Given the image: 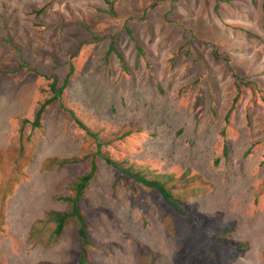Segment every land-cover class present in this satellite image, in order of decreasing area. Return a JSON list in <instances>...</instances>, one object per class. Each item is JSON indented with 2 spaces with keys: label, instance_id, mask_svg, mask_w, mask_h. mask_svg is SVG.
Listing matches in <instances>:
<instances>
[{
  "label": "rangeland",
  "instance_id": "rangeland-1",
  "mask_svg": "<svg viewBox=\"0 0 264 264\" xmlns=\"http://www.w3.org/2000/svg\"><path fill=\"white\" fill-rule=\"evenodd\" d=\"M104 6L0 0V66L14 70L0 76V264H78L80 256L94 264H264V0H116L117 18ZM110 36L124 65L107 55ZM70 64L67 105L107 137L132 128L103 149L160 173L197 175L186 199L245 244L236 255L209 245L157 193L133 189L99 157L83 210L103 247L82 255L72 220L52 236L47 214L66 211L58 196L87 161L44 170L42 160L94 145L58 103L39 128L20 127ZM241 76L256 83L232 105Z\"/></svg>",
  "mask_w": 264,
  "mask_h": 264
},
{
  "label": "trees",
  "instance_id": "trees-1",
  "mask_svg": "<svg viewBox=\"0 0 264 264\" xmlns=\"http://www.w3.org/2000/svg\"><path fill=\"white\" fill-rule=\"evenodd\" d=\"M116 0H103L104 7L101 9L102 12L106 13L110 18H117L119 13L115 6ZM44 7H40L36 10L37 13H41ZM126 33L128 36L133 38L131 30L127 27ZM139 51H142L140 47L136 44ZM113 53L118 62L124 65L123 55L118 50L114 44L113 36H110L109 46L107 50V55ZM18 67H26L29 70L35 71V68L27 64L26 61L20 60ZM14 70L0 66V76L4 74H10ZM73 72L72 64L69 65V70L65 75L63 83L58 85L57 79L53 77L48 83V88L50 91V96L43 98L37 103L34 109V114L32 120L23 119L21 122V127L29 123L31 128H39L41 126L43 115L46 109L54 103H58L59 107L65 111L68 117L73 121V123L83 131L84 141L89 142L94 145V149L91 152H85L76 156L62 157V156H48L43 158L41 163V169H51L54 167H59L63 165H68L72 163H78L80 161H87V169L83 172L76 174L70 182L69 191L67 194L58 196V199L67 203L66 211H50L47 214L49 221L53 223L52 236L58 238L64 231L70 220L76 223V233L80 238L81 253L87 248H101L102 243L94 241L88 234V220L84 215L83 204H86L87 198L85 197V190L88 187L90 181L96 174V162L95 157L102 159L107 165L114 169V174L117 179L126 178L132 182L133 189L136 186H141L148 190L157 193L159 198L167 204L171 209L178 213L182 218L187 220L195 231L198 232L199 236L207 240L209 245L217 243L220 248L225 251H232L233 255H236V248H242L245 246L240 241L229 239L226 236L229 230L228 226H219V224L213 225V219L209 218L205 214L196 211L194 206L189 204L186 199L187 193L190 191L191 187L198 180V176H189L187 172L181 173L179 176L174 175V173L168 172H157L150 169L146 165L136 164L135 162H130L128 159H115L108 151L104 150V146L111 144L114 139L125 138L126 135L132 130L131 127H123V132L113 137H107L101 133L100 129L92 126L87 120L81 117L74 108V105H67L64 98V90ZM256 83L254 79L245 80L244 76L236 77L235 79V95L232 100V105L239 101L242 93V86L249 87V84ZM231 110V109H230ZM230 110L227 113L226 121L228 122V117ZM30 121V122H29ZM121 132V131H120ZM224 134V131L221 132ZM86 146H84L85 148ZM89 160H88V159ZM219 226V227H218ZM234 249V250H233ZM236 251V252H235ZM216 262H218L216 260ZM78 264H94L90 260L84 259L80 256L78 259Z\"/></svg>",
  "mask_w": 264,
  "mask_h": 264
}]
</instances>
